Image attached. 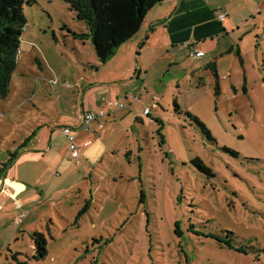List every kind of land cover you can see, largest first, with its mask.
Instances as JSON below:
<instances>
[{
	"label": "rangeland",
	"instance_id": "1",
	"mask_svg": "<svg viewBox=\"0 0 264 264\" xmlns=\"http://www.w3.org/2000/svg\"><path fill=\"white\" fill-rule=\"evenodd\" d=\"M202 3L174 16L173 47L129 40L105 63L91 42L77 52L72 32L86 26L64 0L23 4L18 61L0 99V112L17 107L0 123V173L29 143V125L76 102L75 84L90 80V109L108 115L86 159L55 153L33 173L23 167L19 178L40 199L18 208L23 196L0 194V264L11 252L29 264H264V0ZM188 43L204 57L189 56ZM38 62L62 77L28 101L22 81L34 83ZM57 131L56 145L66 143ZM34 231L47 239L38 260Z\"/></svg>",
	"mask_w": 264,
	"mask_h": 264
},
{
	"label": "crops",
	"instance_id": "2",
	"mask_svg": "<svg viewBox=\"0 0 264 264\" xmlns=\"http://www.w3.org/2000/svg\"><path fill=\"white\" fill-rule=\"evenodd\" d=\"M204 0H165L154 7H152L146 14L144 21L138 30V32L130 39L131 42H135V44L138 46V48H143L146 45L155 46L157 42H160V45L166 44L164 48L167 47V45H171L173 47L176 42L172 41V34H169L170 26L173 25V18L175 15L181 16L185 15L186 13L189 14L191 11L195 12L196 10L201 9V5L203 4ZM251 3L243 4L242 9L246 12H250L248 6H250ZM156 8H159L160 11ZM252 8V7H251ZM221 9H219L220 11ZM218 11V12H219ZM217 12V13H218ZM227 12V11H226ZM150 14V15H149ZM150 16V17H148ZM229 17V12H227V16L224 21ZM223 21V22H224ZM83 32H87L86 28ZM76 39V38H74ZM79 43L81 49L77 51L80 55L83 53V49L88 43H90V39H76ZM129 41V40H128ZM127 41V42H128ZM126 43V42H125ZM77 45V46H78ZM190 45L193 46V44L188 43L187 47L189 50V56L190 55ZM194 48V46H193ZM195 49V48H194ZM198 51H203L201 49H195ZM204 57V51L203 55L200 57L195 58H202ZM38 68L35 69V72H32V75L34 78V83L32 81H29L28 85L26 81H22L23 86H29L26 89L28 90L29 94L28 97H25L24 99H27L28 101H32L36 94L41 92L44 88V84L47 86L50 84H56L61 79L62 75L58 72H54L51 70V68L44 67L43 63L37 64ZM135 71V69H133ZM67 79V77L65 78ZM113 79V78H111ZM53 81V83H50ZM67 81V80H66ZM63 81L62 85L66 82ZM87 84L78 85L75 84L73 86V94L75 95L76 102L69 107V110H66L65 108H62V111L60 114H55L54 116L51 115L50 118L45 117L42 122H33L32 125H29L27 127L28 132L25 134L26 140H29L31 134V139L29 140V143H27L26 147L21 151H19V154L17 158L13 161V163L8 166V168L3 173L2 177L0 178V194L7 192V196L11 199L18 200V197L23 196V200H18L16 202L17 205H19L21 208L24 203L31 200H38L41 198V194L38 192H29L28 186L25 184L23 180L19 178V175L21 173V170H23V167L26 168L28 166V170L33 173L35 172L34 168L38 166L39 162L49 163V160L46 158L48 156H51V154H58V159L60 157V160H64L66 157H69L68 154V141L67 137L64 134L63 137L66 140L63 141V144L56 145L54 134L55 132H58L57 129H60L62 131V127L68 126L71 127L73 132L76 135L77 142L82 145L84 142H87L88 145L84 148H81L80 156L74 160L86 159L88 156H90V140H92V135H97L99 129H97V123L92 122L89 125V130H85L84 126L82 125V122L80 120V115L84 112H97L98 110H92L90 109V98L87 99V97L90 95V80H87ZM67 88H69L67 86ZM52 89V88H51ZM11 92V91H10ZM10 94V93H9ZM41 101V98H40ZM10 102L6 105H1L3 108L2 112H0V123L7 124L10 120L12 115L17 111V107H10ZM65 109V110H64ZM68 109V108H67ZM108 113L106 114V116ZM9 119L7 121L6 119ZM41 124V125H40ZM92 126V127H91ZM101 129V128H100ZM59 134L62 136V134L59 131ZM41 138V139H40ZM33 141V142H32ZM56 155V154H55ZM78 163V162H77ZM23 172V171H22ZM38 178L39 175L35 174V178ZM33 178V177H32ZM30 180L27 181H31ZM8 187V189L6 187ZM22 197V198H23ZM29 197V198H28ZM40 201V200H39ZM37 202V204L39 203ZM25 207V205H24ZM26 209V208H25ZM3 210V206L0 205V214ZM27 212V209H26Z\"/></svg>",
	"mask_w": 264,
	"mask_h": 264
},
{
	"label": "trees",
	"instance_id": "3",
	"mask_svg": "<svg viewBox=\"0 0 264 264\" xmlns=\"http://www.w3.org/2000/svg\"><path fill=\"white\" fill-rule=\"evenodd\" d=\"M163 1L165 0H64L76 18L85 23L87 30L72 32L73 38L90 39L101 63L108 61L122 44L130 40L140 29L147 12ZM34 2L35 0H0V99L8 95L12 72L18 61L20 37L27 23L23 4ZM209 66L217 77L214 64ZM174 105L178 110L175 101ZM194 119L209 136V131L203 124L197 118ZM18 154V151L10 154L11 157L1 168L0 178ZM31 237L34 243L32 258H44L47 254L45 234L34 231ZM19 254L11 252L10 264H29L27 260H20Z\"/></svg>",
	"mask_w": 264,
	"mask_h": 264
},
{
	"label": "built area",
	"instance_id": "4",
	"mask_svg": "<svg viewBox=\"0 0 264 264\" xmlns=\"http://www.w3.org/2000/svg\"><path fill=\"white\" fill-rule=\"evenodd\" d=\"M227 16V12L226 11H222L220 10L217 13V19L219 22H223L225 20ZM190 55L192 57H200L203 55V51H198L195 50L193 48V46L190 45ZM132 99H136L135 96L132 97ZM108 105L110 107H114V106H120L123 107V104L118 105L116 101H109ZM148 110L145 109L144 113H147ZM106 116V113L103 110L97 111V112H86V113H82L80 115V120L82 122V125L84 126L85 130H89V125L92 122H96L97 123V129H100L103 127V121L102 119ZM62 132L66 135L67 140H68V153L70 155L71 158H78L80 156V149L84 148L88 145L87 142H84L82 145H80L77 140H76V135L73 132L71 127L68 126H64L62 127Z\"/></svg>",
	"mask_w": 264,
	"mask_h": 264
}]
</instances>
